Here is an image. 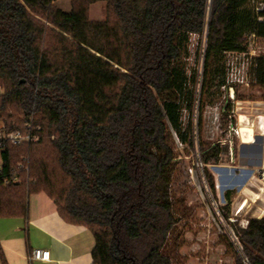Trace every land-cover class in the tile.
<instances>
[{
  "label": "trees",
  "instance_id": "1",
  "mask_svg": "<svg viewBox=\"0 0 264 264\" xmlns=\"http://www.w3.org/2000/svg\"><path fill=\"white\" fill-rule=\"evenodd\" d=\"M97 1L71 0L66 12L54 0H0V123L40 135L5 142L0 217H26L29 196L45 192L66 221L93 233L92 264H172L164 248L179 218L169 169L174 133L192 144L183 122L196 100L191 36L206 34L203 89L213 78L220 89L225 51L245 50L246 34L264 24L249 0H104L106 18L91 20ZM253 71L252 86L264 88V54ZM223 149H201L212 189L208 165ZM13 175L20 181L5 184ZM235 231L250 262L264 264V216ZM234 264H245L239 252Z\"/></svg>",
  "mask_w": 264,
  "mask_h": 264
},
{
  "label": "rangeland",
  "instance_id": "2",
  "mask_svg": "<svg viewBox=\"0 0 264 264\" xmlns=\"http://www.w3.org/2000/svg\"><path fill=\"white\" fill-rule=\"evenodd\" d=\"M205 50L206 34H193L189 43V54L185 60L189 73L193 70L198 73L196 100L193 113L189 114L188 109H185L183 115L185 125L191 121L192 144L182 143L174 133L177 160L169 169L173 210L179 218L164 248V253L171 258L172 264H234L238 251L231 239V232L235 229V224L239 226L243 220L250 217V214H254V211L238 214L237 210L243 197L241 187L239 182L227 187V183H233V177L223 175L221 169L219 170L221 187L210 189L208 183L202 179V169L197 164L196 150L201 153L202 147L226 137L225 129L230 121V114L236 122L240 114L246 115L250 123L246 124L244 121L242 125L252 127L256 134L260 133L258 124L259 121L261 123L264 121V88L252 85L247 88L239 87L238 101L236 99L235 102L224 98L217 86L218 78H213L211 86L204 90L202 77ZM201 104H204L202 113ZM227 104L230 105L231 111L224 117L222 108ZM235 138L236 153L239 154L241 141L238 137ZM229 161L228 148L224 146L219 164H228ZM213 166H208L212 175L216 171ZM228 189L232 191L230 201L226 194ZM257 206L261 205L255 202L254 205L247 207L256 209ZM260 213L255 212V215ZM232 219L235 222H232Z\"/></svg>",
  "mask_w": 264,
  "mask_h": 264
},
{
  "label": "crops",
  "instance_id": "3",
  "mask_svg": "<svg viewBox=\"0 0 264 264\" xmlns=\"http://www.w3.org/2000/svg\"><path fill=\"white\" fill-rule=\"evenodd\" d=\"M54 3L66 12L72 10L71 0H54ZM106 16V1L99 0L90 5L91 20H103ZM260 133L264 135L263 131ZM236 156L234 161L230 160L228 164H220V166L223 175L228 178L233 177V183H227V187L239 182L243 193L241 203L246 199L245 206L238 214L254 211L250 217H262L264 186L254 173L256 166L244 165L251 156L241 157L240 153H236ZM255 202L261 206H257L256 209L247 207L254 205ZM258 211L261 212L260 215H255ZM94 245L95 238L91 230L86 226L66 221L59 214L55 200L45 192L33 193L29 196L26 217H0V248L4 254L3 264H92ZM37 248L50 250V259H31L32 251Z\"/></svg>",
  "mask_w": 264,
  "mask_h": 264
},
{
  "label": "built area",
  "instance_id": "4",
  "mask_svg": "<svg viewBox=\"0 0 264 264\" xmlns=\"http://www.w3.org/2000/svg\"><path fill=\"white\" fill-rule=\"evenodd\" d=\"M249 5L252 8L257 21L259 23L264 24V0H249ZM246 49L245 50H229L225 51L224 53V81L220 85V90L222 91L224 98L226 100H230L235 102L237 99V89L239 87H250L255 77V73L253 71V66L255 64V57L264 54V28L263 32H259L257 30L250 31L246 34ZM238 101V99H237ZM231 111V110H230ZM234 110H232L233 112ZM244 121L246 124H249V118L244 115ZM259 120H261V115L258 116ZM241 114L238 117V122L233 119L232 115L230 114V121L226 126V137L221 138L218 142L228 148V154L230 156V160L234 161L236 157V138L238 137L241 142L243 141V128H242V121H241ZM258 127L260 131H264V121L261 123L259 121ZM27 131L23 130H14L11 132L4 131V124L0 123V167L2 165V152L5 149V142L10 141L14 144H22L25 142H34L40 140V135L37 133L32 132L31 124L27 125ZM197 154V164L202 169V179L205 180L210 189L213 190L208 182L207 176L205 174V164L201 159L200 151L196 150ZM214 165V181L216 180L215 187L220 188V174L219 170L221 169L220 164H210ZM209 166V165H208ZM218 173V174H217ZM254 173L257 174V177L264 186V162L261 166H256L254 168ZM20 178L17 175L7 176L4 178L5 184H9L11 182H19ZM246 204V199L239 205L238 210L240 211ZM232 222H235L232 219ZM248 224V219L243 220L240 226L246 227ZM231 239L233 244L235 245L237 251L241 255L243 262L245 264H252L249 258L245 255L243 251V246L240 242L239 235L237 232L232 230L231 232ZM51 256V252L48 249L37 248L34 249L31 253V259H41V260H49ZM0 264H3L0 261Z\"/></svg>",
  "mask_w": 264,
  "mask_h": 264
},
{
  "label": "water",
  "instance_id": "5",
  "mask_svg": "<svg viewBox=\"0 0 264 264\" xmlns=\"http://www.w3.org/2000/svg\"><path fill=\"white\" fill-rule=\"evenodd\" d=\"M240 156H251L250 160L244 165L261 166L264 162V135L257 133L252 143L241 142Z\"/></svg>",
  "mask_w": 264,
  "mask_h": 264
},
{
  "label": "bare ground",
  "instance_id": "6",
  "mask_svg": "<svg viewBox=\"0 0 264 264\" xmlns=\"http://www.w3.org/2000/svg\"><path fill=\"white\" fill-rule=\"evenodd\" d=\"M244 114H241V121L244 122ZM243 128V141L248 142V143H252L255 140V131L252 127L248 126V125H242ZM264 133V131H263Z\"/></svg>",
  "mask_w": 264,
  "mask_h": 264
}]
</instances>
